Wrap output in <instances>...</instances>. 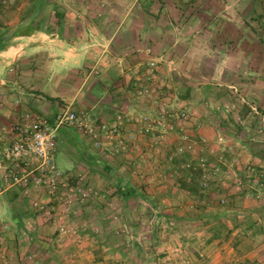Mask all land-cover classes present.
Segmentation results:
<instances>
[{
    "label": "crops",
    "instance_id": "obj_1",
    "mask_svg": "<svg viewBox=\"0 0 264 264\" xmlns=\"http://www.w3.org/2000/svg\"><path fill=\"white\" fill-rule=\"evenodd\" d=\"M46 2L50 5V15L45 20H18V24L30 25V28L11 34L7 43L0 46V155L9 149L14 137L11 128L25 112L52 119L68 108L76 113L90 112L100 122H109L116 113H124L131 119H126L121 137L124 150L114 152V145L102 136L105 144L93 145L91 162L77 161L69 172L74 182L89 185L94 191L89 204L76 206L75 214L71 215L74 220L70 216L74 234L71 232L60 239L36 213L23 212L19 206L26 200L21 193L16 200L14 191L0 199V231H4L0 249L6 251L4 257L0 255V264H57L59 260L63 263L73 256L68 254L72 249L75 251L72 264H132L128 259L134 251L137 264H229L237 256V245L242 239H248L251 244L247 254L264 259L254 248L258 245L264 254V215L257 211L262 202L237 194L238 203L225 212H237L241 227L231 226L228 220V227L220 237L209 240L212 225L208 224L209 218L203 217L197 221L201 227L196 236L193 232L196 217L188 212L195 203L194 195L180 190L175 179L171 183L162 177L165 165L161 158L173 152L175 141L160 142L152 134L156 131L154 127L149 134H137L132 122L133 119L138 123V115L145 108L157 111L161 100H155L156 93L144 102L137 99L136 90L144 82L140 76L146 64L156 61L155 69L161 72L166 69L162 59L168 56L171 58L168 65L173 64L177 70L183 66L188 74L210 78L214 68L203 51L212 48L210 38L214 36L222 49L230 51L224 56L226 64L217 70L221 72L222 82L216 86L202 83L206 86L201 99L205 106L222 104L221 111L225 114L217 116L218 112H214L209 117L198 112L193 119L197 127L219 134L225 133L226 123L233 120L239 122L235 121L240 126V136L247 134L246 125L253 121L257 131V121L264 120V78L258 76L264 68L244 66V61L245 55L254 53L264 59V50L258 54L248 48V41H241L237 31L228 29L230 24L226 20H162L160 12L181 13L175 2L165 9L163 0ZM172 21L176 31L171 27ZM213 24L216 28L223 24L224 29L212 32L209 27ZM244 73L248 76L245 80ZM184 82L189 88L190 80L185 78ZM174 85L178 91V84ZM256 131L246 136L248 141L238 138L242 157L234 160L241 163L238 167L242 170L247 163H253L258 169L262 167L258 162L264 158V133L258 136ZM73 132L61 129L58 136L63 138ZM79 138L76 140L82 142ZM251 141L262 146L250 150ZM167 142L169 147L164 146ZM5 166L0 156L2 183ZM177 167L171 163L168 168L174 171ZM223 183L235 191L231 180ZM230 188L226 187L220 196L231 194ZM40 198L47 200L44 195ZM247 205L255 207L248 209ZM216 213L205 209L209 216ZM152 219L156 225L148 235L146 231L151 228L148 225ZM162 222L165 225L159 226ZM214 222L217 226L221 224L218 219ZM163 226V230H158ZM259 230L260 235L251 236ZM7 232L11 234L6 236ZM150 236L153 242L148 243L151 245L148 248L144 239ZM130 239L138 240L139 245ZM147 248L152 250L151 254L145 251ZM179 248L183 254L177 256ZM198 257H203V261Z\"/></svg>",
    "mask_w": 264,
    "mask_h": 264
},
{
    "label": "rangeland",
    "instance_id": "obj_2",
    "mask_svg": "<svg viewBox=\"0 0 264 264\" xmlns=\"http://www.w3.org/2000/svg\"><path fill=\"white\" fill-rule=\"evenodd\" d=\"M172 1L175 2L174 4H176L178 8H180L181 13L177 10H176L177 15L172 14L167 10L165 11L164 14L160 12V15L162 14L163 16L162 20H189L192 18L193 19L197 18L195 20H206L205 18H207L208 20H226L230 24L228 26V29L229 28L232 29V32L237 31V34L241 36V39H240L241 41L242 40L246 42L248 41L247 42L249 44L248 48H252L253 50L258 51V54H260V52L264 50V7L262 4L264 3V0H172ZM37 2L38 0H0V27H3V32H5L7 35L4 38L3 42H5L7 38L9 39L10 37H12L11 34H13V32L17 30V28L20 27V24H18L19 23L18 20H23V21L24 20H35V19L45 20L44 18H47L48 14L50 15V5H46L47 4L46 0H40L38 3ZM173 2H170L169 0H163V4H162V6H164L163 9L167 8V5H169L170 3L173 4ZM260 16H262L263 19ZM223 26H224L223 24H220L217 26L218 28H216L215 24H213V25H210L209 29L212 32H214V29H215L217 32V30L221 31L222 29H224ZM171 27L172 29L176 31L177 29L176 24L173 21H172ZM203 33L206 34V31ZM257 43L259 45H257ZM219 44L220 42L216 41L215 37L212 36V38H210V46H212V48L203 51V54H207V56L206 55H203V56L208 57V59L211 62L210 67L212 66L214 68L212 69V73H211L212 78L205 77L206 79H203L204 76L200 74L199 75L188 74L187 70L183 66L180 68V70H177L173 64L168 65L171 58L167 56V57H163L162 59L163 63L166 64L165 65L166 69L162 70L161 72H157L158 74L155 73L156 71L155 69L153 75L152 74L149 75V63L153 61L156 64V61L151 60L146 64V67L144 68L140 76L144 79L143 80L144 82H142L141 85L138 86L136 90V96L138 97L137 98L138 100L143 101V102L146 98H154V96H152L153 93L157 94L156 95L157 97L155 98V100H158V94L161 97H163L162 102L164 105L163 104L162 105L163 107H165V110L163 111V114H162L163 117H162L161 122L164 124V127L162 128L164 132L162 133V138L160 137L158 138L157 136L156 138L157 140H160V142L162 141L163 143L164 141L170 140V139L173 140V142L175 141L173 152H167L161 158V162L163 163V166L165 165V168L163 169V174H162L163 179H167L168 182L172 183L173 180L171 179L176 178L175 177L176 169H174L173 171L168 168L170 167V164H171L169 160L174 159L175 161L173 162H178L179 164H181L180 165L181 167L179 166V169H182L183 166H187L188 169L190 168L193 171L192 176L195 177V181L201 184L203 187L207 188V191L205 192L202 191L203 194L206 195L209 192L208 188L213 189L211 191L214 193L213 195L214 199L212 200V202L210 201L208 203L209 204L207 206L208 211L209 212H220L223 215L229 214L225 218L227 220L230 219L229 221H230L231 226L235 227L239 225L241 227L238 221L237 212L235 213L232 211H231L232 213L225 212L226 210H230L231 208H234V206H236V203H238L235 191H233L232 188L227 186L228 189L229 188L230 190L232 189V192H230L232 195H228V196L227 195L220 196V195L225 193V190H226L227 184L223 183L224 180L225 181L231 180L234 186L246 192L245 188H240L237 185V183L235 182V177L233 176L234 173L241 175L242 172L245 170V168L242 170V168H240L241 166L238 167V165L241 163L240 162L239 164L236 163L234 159L235 157H238L240 159L242 157L241 151L238 149L241 145V142H239L238 138L244 137L243 139L248 141V138L246 136H251V134H253V131L254 130L256 131V129L253 127L254 121L252 124L246 125L247 127H249L247 128V130H245L247 134L245 133L246 134L245 136L243 134L240 136L239 134L241 132L240 126L235 123V121L237 120L235 121L233 120L234 122L228 121L226 123L227 130H225V133L223 132L224 134L220 133L221 134L220 135L219 133H216L214 130L210 132L201 126L197 127V121L193 119V117L195 116V113L197 115L198 112L199 113L204 112L209 117H212L214 112H218L216 114L217 116H224L225 114L224 112H222L223 111L222 109L224 108V106L222 107V104L220 105L218 102H216L215 104L212 105V107L210 105L205 106L201 99L202 98L201 92L202 90H204L203 87L206 86V85H203L202 83L210 82V83H207V86H208L211 83L215 85L217 83L222 82L221 72L217 70H219L221 66H224V64H226L227 59H225L224 56L230 51V49L228 48L225 51V49L224 48L222 49L219 46ZM164 50L166 49L164 48ZM247 50L250 51L249 49ZM164 55L166 56V52H164ZM258 59H259V63L257 61ZM262 61H264V59L261 56L256 55L255 53L251 54V56L245 55L244 66L252 64L258 67L263 66L264 68V62ZM213 63H214V66L212 65ZM183 68L186 70V72L185 70L183 71L181 70ZM178 74H180V76H183L181 78H184V79L186 78L188 81L190 80V82H188L191 85V86L189 85L190 89L188 88V89L181 90V91L175 90L176 86L174 85V83L176 82L175 78L178 76ZM258 76H263L262 78H264V72L263 73L259 72ZM244 77H248L246 73L243 74V78ZM243 80H245V78ZM194 87L195 89H193ZM140 90H141V93H139ZM165 94H167L168 96L164 97ZM177 102L179 103V108L187 107V110H188L187 123L184 126V130L179 133L176 132L177 129H175L176 128L175 124H173L174 122L173 119L179 117V114L175 116V114L177 113L174 112V111H177L179 113L178 109H175V103ZM192 107H194V109H190ZM231 109L234 110V107ZM80 112H84L88 114V116H90L91 118L95 117L90 112L87 113L85 111H79L77 113H80ZM146 113L148 114L147 116L149 120L148 121L146 120V124H143L142 118L145 117ZM156 113L157 111H152V110L149 111V110H146L145 108L138 115V123H136L132 119V122L134 124L133 127L135 128V130H137V134H144V133H139L138 129L152 124L153 123L152 121L154 119H157L156 118L157 115L155 117ZM117 114H120L122 118V124H121L120 132H119L120 136L118 137V140H106L107 142H111L114 145V150H115L114 152L116 153L125 149V144L123 140L121 139V137L123 135L124 124L126 122V119L127 118H129V120L131 119L130 117L126 116L124 113H116L114 115L116 116ZM259 121H257V125L259 127L256 131L259 134L258 136L264 133V120L260 119ZM206 125H208V122ZM170 126H173L174 130H169L168 128ZM150 128L152 127L150 126ZM260 130L261 132H259ZM73 133L74 134L69 133L68 135H65L63 138L59 134L58 139H57L55 163L58 169L62 171L63 173H68L70 171H73L74 165L77 163V161L83 160L87 164L91 162L92 160L91 151H93V148H94L93 145L95 147H101L103 144H105L101 140L103 133L100 134L101 135L100 136V140H101L100 146H97L92 139H90L89 137H87V135H85V133H81V132H73ZM149 133H151V131L148 132V134ZM77 137L78 138L80 137L79 139L82 140V142H78V140H76ZM155 142L158 143L159 141H155ZM254 142L251 141V145L250 146L248 145L250 147V150L251 148H255V147L258 148L262 146V145L258 146L256 145V142L255 143ZM169 144L170 143L167 142V144H164V146L167 145L169 147ZM187 144H192L191 149H189V151L191 152V158L190 157L187 158V156L185 155L186 151H184L185 150L184 148H186ZM259 144H262V143L259 142ZM168 147H166L167 150H168ZM180 147L183 148L182 151L179 150ZM258 150H260V148ZM0 156L4 160V163H6L7 168L5 166V171H4L6 173L7 170L9 169L7 152L4 154H1ZM185 162H188V164L185 165ZM201 163H204L206 167L205 168L201 167L199 165ZM258 164H260L262 166L261 168L264 169V158H262V162L261 163L258 162ZM246 165L253 166L256 169V171L261 170L260 172H263L262 171L263 169L261 168L258 169L255 165H253V163L251 164L247 163ZM199 168L202 170L201 172L198 170ZM85 173L87 175L88 172H85ZM171 174H173V177H171ZM228 174L229 176H227ZM191 180L192 179L190 178V181ZM168 182L166 183L168 184V186H170L171 183H168ZM1 184L3 183L0 178V191H1L0 199H3L5 196H8L9 193L11 194V192L15 190V188H6L5 186H1ZM79 186L80 188H82L83 191H85L87 196L84 197L85 198L84 201L80 202L81 204L77 202L75 204L74 209L79 204L80 206L81 205L84 206V204L86 203L89 204L91 202L90 201L92 198L91 196L92 194H94V191L89 189V185H84L81 183ZM248 192L251 193L248 197H245L244 193H241V194L245 198L253 197L254 200L258 201V203L262 202V205L259 206V208H257V211L261 215H264V206H263L264 191L259 193L258 195L259 197H256L257 193L254 190L250 189L248 190ZM216 194H219V197L217 199H215ZM221 199H223L225 202L220 203ZM197 200L198 199L196 198L193 208L189 209L188 211L190 215H193V216L195 215L196 217L195 221L197 224L195 225V229H193L194 230L193 232L194 233L196 232L195 233L196 236H197V232L200 230L198 228L201 227V225L198 224L197 221L198 219L200 220L203 218V217L200 218L202 216V214L200 213L202 212L200 208L201 201L199 200L197 201ZM185 204L186 202L183 204V206ZM247 207L248 209H251L252 207L254 208L255 206L247 205ZM19 208L25 213H30V212L36 213L37 216H39V219L42 220L44 224L52 228L51 222L49 223L46 217H43L39 213L35 212V210L31 207L29 200H26L25 203L19 206ZM71 217H72V220H74L73 216ZM149 219L150 218H147L148 221ZM153 220L154 219H152L151 223H149L148 225L151 227V228H148L146 231L148 235L152 234L153 229H154L153 227L156 225L155 221ZM165 223L168 225V221H166ZM68 225L74 228V226L70 224V218L68 220ZM161 225H165V224L162 222L159 226ZM211 225L212 227L210 229H212L213 226L214 227L217 226L214 220ZM163 228L165 227L164 226L162 228L160 227V229L158 230H163ZM3 232L4 231H0V241H1V236L3 235ZM10 234L11 233L7 232L6 236H9ZM71 236H74V235H71ZM152 239L153 238H151V236L148 239H144V241H146V246L148 248L151 247V245H149L148 243L152 244L153 242ZM130 240L133 244L136 243L135 244L136 246L139 245L138 240H136V242L134 241V239H130ZM237 246H238L237 256L230 263H233L235 261H242L247 258H253L251 257V255L247 254L251 249L250 247L251 244H249L248 239H242L238 243ZM257 246H255L254 248L258 250L257 254L260 255L262 253L261 252L262 250H261V247L259 246L257 247ZM148 248L145 251L151 254L152 250H149ZM74 252L75 251L73 249L70 250V252L68 251L69 256L70 255H73V256L68 257L67 261H64L63 263L59 260L57 261V264H72L71 261L75 260ZM93 252L94 254H97L96 250H94ZM206 252L208 253V250ZM4 253L6 254V251L3 252V249H0V255L2 254V256L4 257L5 256ZM135 254H136V251H134L133 257H131V259H128V261L131 260L132 264H137L136 260H134ZM176 254L177 256L183 254V251L181 250V248H179V250L176 251ZM198 258L201 261H203V257H198Z\"/></svg>",
    "mask_w": 264,
    "mask_h": 264
},
{
    "label": "built area",
    "instance_id": "obj_3",
    "mask_svg": "<svg viewBox=\"0 0 264 264\" xmlns=\"http://www.w3.org/2000/svg\"><path fill=\"white\" fill-rule=\"evenodd\" d=\"M155 67V62L149 63V75H153ZM175 108L180 110L175 123L176 132L179 133L184 130L188 113L187 107L179 108L178 102ZM147 115L142 118L143 124L149 120ZM162 117V114H157L152 124L138 129L139 133L150 132L151 126L155 128L157 137L162 138ZM121 124L120 114L109 122H100L96 117L91 118L84 112L76 113L68 108L61 110L52 119L25 112L11 128L14 137L7 151L9 169L3 176V186L20 190L35 212L51 222L60 239L71 232L74 234L75 228L68 225V220L74 214L75 204L84 201L87 194L80 188V184L74 182L69 172L63 173L55 163L58 133L61 129L85 133L100 146L101 133L105 140H118ZM168 129L174 130L173 126ZM191 147L192 144H187L184 151ZM182 149L180 147L179 150ZM199 165L206 167L204 163ZM233 176L237 185L246 189L245 197L251 194L248 192L250 189L257 193L256 197L264 191V172L256 171L253 166H246L241 175L234 173ZM42 195L47 200H42Z\"/></svg>",
    "mask_w": 264,
    "mask_h": 264
},
{
    "label": "trees",
    "instance_id": "obj_4",
    "mask_svg": "<svg viewBox=\"0 0 264 264\" xmlns=\"http://www.w3.org/2000/svg\"><path fill=\"white\" fill-rule=\"evenodd\" d=\"M263 4V7H264V3H262ZM58 16V15H57ZM262 19H263V17L262 16H260ZM30 28V25H20V27L19 28H17V30H15L14 32H13V35L14 34H16V33H19L20 31H22L23 29H29ZM6 29V28H5ZM7 35H6V33L5 32H3V27H0V46H2V45H4L5 43H7V39L5 40V42H3L4 41V38L6 37ZM263 41V40H262ZM1 49V48H0ZM158 71H155V73H157ZM158 74V73H157ZM175 80H176V84H178V91H181V90H185V89H187L188 88V86H187V84H186V82H184V79L183 78H181V77H179V76H177L176 78H175ZM143 81V80H142ZM152 82V81H151ZM186 88H185V87ZM166 96H168L167 94H165L164 95V97H166ZM173 97V96H172ZM162 98L163 97H161L159 94H158V100L159 99H161V100H159L160 101V104L159 105H157V113H156V115L157 114H163V111L165 110V107H163V102H162ZM163 104V105H162ZM175 109H177V108H175ZM179 111V113H180V110H178ZM175 113H177V114H175V116H177L179 113L177 112V111H174ZM187 112H188V110H187ZM156 115H155V117H156ZM178 118V117H177ZM177 118H174L173 120H174V122H173V124H175L176 123V120H177ZM172 124V125H173ZM152 134H154L155 135V137L157 136V132L155 131H153L152 132ZM185 155L187 156V158H191V152L189 151V150H186V153H185ZM189 155V156H188ZM171 163H175L176 165H178L179 163L178 162H173V161H175L174 159H171V160H169ZM188 164V162H185V165H187ZM181 164H179L178 165V167H177V169L175 170V181L178 183L177 185H178V187H179V189L180 190H183L185 193H188V194H191V195H194V197H195V199L197 198L199 201H201V205H200V208H201V210H202V212H200L201 214H202V216L200 217V218H202V217H206L207 219H208V217H210L209 218V222H208V224L210 223V224H212L213 223V220H215V219H218V220H220L221 221V224H220V226H215V227H213L212 229H209V233H210V235H211V237L210 238H208L209 240H211L212 238H217V237H220V235L222 234V231L223 230H226L227 229V227H228V223H227V219L225 218L226 216H224L223 214H221L220 212H218V213H216V214H213V215H211V216H209V215H207V214H205V209L207 208V206L209 205L208 203L211 201L212 202V200L214 199V197H213V195H214V193L211 191V190H213L212 188H208V193L205 195V194H203L202 193V191H207V188H205V187H203L201 184H199L198 182H196L195 181V177L194 176H192V173H193V171L189 168H187V166H183L182 167V169H179V166H180ZM181 167V166H180ZM200 172L202 171L200 168L198 169ZM180 173V174H179ZM171 177H173V174H171ZM190 178L192 179L191 181H190ZM203 184H205V183H203ZM230 184H232L233 185V183L231 182ZM200 186V187H199ZM227 187V186H226ZM236 187V186H235ZM238 189V190H237ZM237 190V191H236ZM14 191V194H13V196H14V198H15V200L16 199H18L19 198V196H20V193H21V191L20 190H17V189H15V190H13ZM235 194L237 195V194H240L241 195V193H244V191L243 190H241V189H239L238 187H236V189H235ZM229 195H232V194H229ZM215 199H217L218 197H219V194H216L215 195ZM25 200H27L26 198H25ZM24 200V201H25ZM197 200V201H198ZM221 200H223V199H221ZM221 200H220V203H221ZM225 202V201H224ZM204 215V216H203ZM222 219V220H221ZM230 220V219H229ZM249 225L250 224H246V226L247 227H249ZM229 231H231V230H229ZM260 233H262L260 230L259 231H256V232H253L252 233V235L251 236H257V235H260ZM208 240V241H209ZM261 252H263V251H261ZM261 256H262V258H264V254L262 253V254H260ZM261 259V258H260ZM258 257H255V258H247V259H245V260H242V261H235V262H233V263H229V264H264V259H262V260H260Z\"/></svg>",
    "mask_w": 264,
    "mask_h": 264
}]
</instances>
